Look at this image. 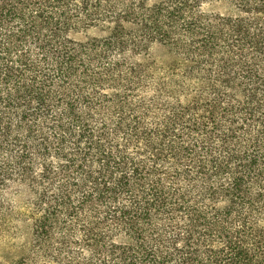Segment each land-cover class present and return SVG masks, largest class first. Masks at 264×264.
<instances>
[{
	"label": "trees",
	"instance_id": "trees-1",
	"mask_svg": "<svg viewBox=\"0 0 264 264\" xmlns=\"http://www.w3.org/2000/svg\"><path fill=\"white\" fill-rule=\"evenodd\" d=\"M9 187L51 264H264V0H0Z\"/></svg>",
	"mask_w": 264,
	"mask_h": 264
},
{
	"label": "rangeland",
	"instance_id": "rangeland-1",
	"mask_svg": "<svg viewBox=\"0 0 264 264\" xmlns=\"http://www.w3.org/2000/svg\"><path fill=\"white\" fill-rule=\"evenodd\" d=\"M217 13H227V7L213 5ZM94 36V32L78 33L76 40ZM152 56L157 61L164 59V53L155 49ZM26 207L25 199L17 201L11 196V187L0 191V264H51L33 249L30 223L22 215Z\"/></svg>",
	"mask_w": 264,
	"mask_h": 264
}]
</instances>
